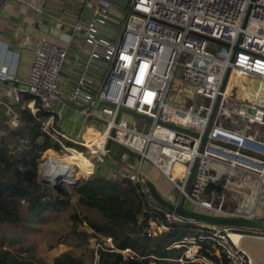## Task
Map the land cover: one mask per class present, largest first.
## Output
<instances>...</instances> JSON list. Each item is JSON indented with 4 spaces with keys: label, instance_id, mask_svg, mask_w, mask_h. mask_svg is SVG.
Listing matches in <instances>:
<instances>
[{
    "label": "built area",
    "instance_id": "2783aa9c",
    "mask_svg": "<svg viewBox=\"0 0 264 264\" xmlns=\"http://www.w3.org/2000/svg\"><path fill=\"white\" fill-rule=\"evenodd\" d=\"M85 2L94 8L91 21L57 20L54 28L67 43L78 34L87 52L83 74L61 106L74 104L84 119L101 125L93 149L54 125L62 116V108L53 103L60 96L58 76L67 56L65 45L39 39L27 77L18 79L1 69L0 83L18 85L12 87L15 101H20L22 93L32 98L31 112L42 113L41 131L62 150L77 151L66 142L79 145L102 161L110 159L113 145L126 149L116 163L130 181L140 185L146 209L158 216L148 219L147 235L191 222L152 200L140 174L142 162L150 163L172 186L176 193L173 204L183 196L184 206L198 213L258 219L264 205V0ZM233 73L253 83L247 87L249 98L239 96L236 86L227 90ZM176 87L188 91L169 101ZM7 107L8 122L15 127L18 111L12 105ZM204 132L206 139L199 150ZM175 163L181 166L176 175L172 172ZM193 165L192 180L186 187ZM250 178L254 182L246 183ZM209 181L221 185V191L204 193ZM231 184L236 190L228 187ZM226 189L241 192L234 210L225 207L220 196ZM203 225L200 234L171 245L184 249L181 256L168 261L216 264L199 243L212 241L218 261L222 257L226 264H254L229 234L264 237V231ZM84 227L89 261L83 264H99L100 251L119 252L122 261L137 257L130 248L117 250L110 237H97Z\"/></svg>",
    "mask_w": 264,
    "mask_h": 264
},
{
    "label": "trees",
    "instance_id": "16d2710c",
    "mask_svg": "<svg viewBox=\"0 0 264 264\" xmlns=\"http://www.w3.org/2000/svg\"><path fill=\"white\" fill-rule=\"evenodd\" d=\"M41 120V112L19 108L18 124L0 137V228L29 231L51 215L66 212L70 231L60 242L69 243L72 248L54 256L49 264H83L80 257L85 250L89 254V249L85 227L78 229L81 223L97 237H110L115 249L128 247L137 255L122 261L119 252L100 251L99 264H173L168 259L181 256L184 248L171 245L182 239L180 236L190 229L189 224L182 222L172 225L168 231L147 235L148 219L158 216L146 209L140 185L130 181L118 167L106 160L96 161L91 173L79 178L71 190H54L37 180V163L42 152L62 151L55 140L41 131ZM112 148L111 153L117 159ZM16 242H21V238L0 235V264H43L17 259L1 249L4 244L12 247ZM199 243L202 252L217 260L216 264H226L224 258L218 261L213 255L212 241Z\"/></svg>",
    "mask_w": 264,
    "mask_h": 264
},
{
    "label": "crops",
    "instance_id": "0c3cea01",
    "mask_svg": "<svg viewBox=\"0 0 264 264\" xmlns=\"http://www.w3.org/2000/svg\"><path fill=\"white\" fill-rule=\"evenodd\" d=\"M93 13V6L88 5L85 0H0V70L4 69L18 79H25L33 59V49L39 39L65 45L67 56L58 76L60 96L53 103L54 107L62 108V116L55 120L54 125L60 132L81 141H86L85 137L89 131H94L97 138L102 130L99 128L101 125L84 119L76 111L74 104L61 105L67 100L83 74L87 52L78 34H74L71 42L67 43L54 28V23L57 20H78L87 23L92 20ZM87 75L91 77V72ZM13 86L18 85L0 83V137L5 136L13 128L8 122L7 106L12 105L17 111L19 106L31 110L35 103L24 93L20 101H15L12 95ZM123 155L124 153H121L119 159ZM119 159H115L116 162H119ZM133 160L134 158L131 159L132 162ZM140 174L144 183L149 181L163 198L167 195L168 199H165L174 202L175 197L167 194L168 190H165V193L162 188L164 183L169 185V182L150 163H141Z\"/></svg>",
    "mask_w": 264,
    "mask_h": 264
},
{
    "label": "rangeland",
    "instance_id": "374dc122",
    "mask_svg": "<svg viewBox=\"0 0 264 264\" xmlns=\"http://www.w3.org/2000/svg\"><path fill=\"white\" fill-rule=\"evenodd\" d=\"M99 128L102 129L101 126H99ZM68 146L77 150V152L83 155L88 162L86 167L80 168L77 164L72 165L73 160L72 161L67 160L68 164L71 166V168H73V173L76 175V178L79 179V178H84L88 176L91 173L92 167L95 165V162L98 160L92 157L85 148L79 145L69 144ZM125 150L126 149L124 147H121L119 145H115L112 148V151L116 152L115 157L117 159H119L118 152L120 154L122 153V151H125ZM49 151L55 152L54 154L57 156H63L65 154H68V152L64 150L54 151L52 149H46L40 155L38 163H37V180L41 183L46 184L48 187H50V185L44 182V179H43L44 170L40 166V163L44 161V159L47 158L46 157L47 152ZM105 160L111 163L112 165H114L115 167H118L119 170L125 173V171L122 169V165L120 163H116V161L112 159L111 157L109 160L107 159ZM84 171L88 173L83 174ZM251 182H254L252 178L246 179V183H251ZM164 184L165 185L162 187L164 188V191L168 190L167 194H171V196L173 195L174 197H176V193L173 191L172 186L170 184L168 185L167 183H164ZM59 187L62 189H67V190H71L72 188V187H68L67 185H62ZM228 187L236 190V188L233 187L232 184ZM243 190L246 191V189H243ZM238 195H241V192H234L232 190L226 189L225 192L222 193L220 196L224 200L225 207L231 210H234L237 207V201L239 198ZM165 198H167V195H165ZM71 201L73 202L74 199H72ZM263 209H264V205L261 207L259 212H263ZM65 213L66 212H60L59 215L58 214L51 215L49 218H47L48 220L46 219L43 223H40L34 226L35 228L29 229V231L23 232V230H20L19 228H12V227H3L2 229L0 228V235H4L9 238H15V237L21 238V242L13 243L12 247L3 243L4 246H2L1 249H4L7 253H9L12 256H15L16 258L20 257L23 259H28L32 261L33 263L41 262L43 264H49L51 259L54 256L68 250L69 248L70 249L72 248L71 244L66 243V242L65 243L60 242V239L67 232L70 231V229L67 227L68 223H67V217ZM188 224H189L190 229L182 233L180 238L182 236L185 237L191 234H200L201 232L199 231V228H202L204 226L202 222H191ZM82 228H84L83 223H81V225L78 226V229H82ZM1 244L2 243H0V245ZM80 258L83 260L84 263L88 262L89 261L88 251L85 250V253Z\"/></svg>",
    "mask_w": 264,
    "mask_h": 264
},
{
    "label": "water",
    "instance_id": "95a60500",
    "mask_svg": "<svg viewBox=\"0 0 264 264\" xmlns=\"http://www.w3.org/2000/svg\"><path fill=\"white\" fill-rule=\"evenodd\" d=\"M233 49H235V47ZM121 111L126 112L138 118H145L143 115L129 111V110L121 109ZM172 127L176 130H181L179 127H176V126H172ZM205 139H206V133L204 132V134L201 135V144H200L199 150ZM105 147L106 149L110 148L109 141L106 142ZM109 155L113 157L110 151H109ZM193 171H194V165L192 166L190 170V174L186 182V187H188V185L190 184L192 180ZM43 179H44V182L50 185V187L54 190L60 189L59 186H62V185L73 187L78 181V178L76 177H74L69 182L64 181L63 179L60 178L59 174H56L55 181H49V179H47L46 173H43ZM145 186L147 188V191L150 197L156 204L176 214L183 220H187L190 222H203V223H207L209 225H215V226H225V227L240 228V229H253V230L255 229V230L264 231V211L258 219H244V218L218 217V216L206 215L203 213H198L190 209H187L184 206L183 196L180 197V199L178 200L176 204H173L169 202L167 199L163 198L149 181L145 182ZM211 190L220 192L221 185L209 181L204 185L203 192L209 193ZM237 246L248 255V257L254 264H264V237H256V236H251V235H240Z\"/></svg>",
    "mask_w": 264,
    "mask_h": 264
},
{
    "label": "bare ground",
    "instance_id": "6f19581e",
    "mask_svg": "<svg viewBox=\"0 0 264 264\" xmlns=\"http://www.w3.org/2000/svg\"><path fill=\"white\" fill-rule=\"evenodd\" d=\"M231 85L227 87V90L229 91L232 89V85L236 86V93L245 98H249L251 95H249V91L247 90V87L253 86V83L251 80L246 79L244 77H237L234 73L231 74L230 77ZM184 91H188L187 89L183 87H176L175 88V94L173 97L170 98L169 101H174L176 100L181 93ZM96 133L94 131H89L86 134V141L85 145L89 147L90 149H93L92 144L97 142V138H95ZM55 152L48 153L47 152V158L44 159L40 163V166L43 168L44 173H46L47 179L49 181H55L56 179V174H59L60 178L63 179L64 181H71L76 175L73 173V168L68 164L67 160H73V164H77L80 168L86 167L88 162L86 158L79 154L77 151H72L69 153L67 156H57L54 154ZM66 166H65V165ZM181 170V166L177 163H175L172 167V172L174 175H176L179 171ZM229 237L231 238L232 241H234L236 244L239 241V234L232 232L229 234Z\"/></svg>",
    "mask_w": 264,
    "mask_h": 264
}]
</instances>
